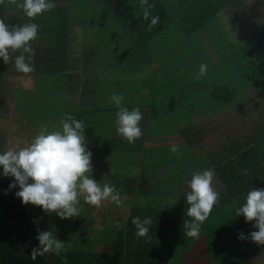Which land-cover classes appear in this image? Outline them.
<instances>
[{"label": "trees", "instance_id": "16d2710c", "mask_svg": "<svg viewBox=\"0 0 264 264\" xmlns=\"http://www.w3.org/2000/svg\"><path fill=\"white\" fill-rule=\"evenodd\" d=\"M52 2L56 5L54 9L35 17L33 20L24 16L22 12H18L15 5H10L9 10L17 15V21H20L21 25L24 23H36L39 25L38 36L31 42L32 46H37V42H39L38 45L41 48L43 46L52 48L51 54H54L53 57L59 56L57 55L58 50L62 49L64 54L66 50H73L71 46L75 41V33L79 32L81 27L100 28L102 21L107 22L109 19L115 22L114 28H118H116L117 31H114L116 41L122 42L120 44L122 45V53L117 55L116 58L125 62L123 64L124 69L126 68V62L131 63L133 75L143 73L147 75L146 78L135 79L132 81L133 83H144L145 80H152V82L168 80L175 85L180 79L174 75H181L182 72H187L184 71V68L186 70L187 68L182 66L185 62V54L187 55L186 59H191L192 56V59H195L200 64H207L210 75L207 74L204 77L196 76L194 84L189 82L192 86L193 100L188 102L185 95L182 96L183 103L181 107L186 112L177 118L176 116L172 118V124L170 125L172 130L169 132L163 131L164 133L166 132L165 134L180 133L178 128H176L178 124H182V129H192V131H182L177 138L171 140V143L173 142L172 145L178 146L180 153L179 155L174 154L170 149L169 156L171 161L181 156V154L188 155V149L191 148L190 138L197 142L198 138L215 131L213 117L220 113V110L231 106L241 93L264 78V21L253 26L245 22L244 19L238 20V30L232 28V34H229L220 22V16L226 14V11L234 13L238 8L243 7L246 10L242 0H149V3L155 5L152 9L153 15L160 17V23L153 27L151 31L147 30V24L150 21L143 19L139 0H52ZM261 3L264 7V0H261ZM6 10L9 11L8 9ZM95 14H98L99 17H96ZM234 15L233 18H236ZM83 18L90 20L92 18L93 21L89 24H83L84 22L81 23L79 21ZM231 22L233 21L230 19ZM77 23H81L80 28L72 27ZM176 27H179L182 34H184V37L179 40H175V37L172 35ZM247 27L249 29H246ZM210 29L212 30L208 32ZM162 34H168L167 39L165 41H156L155 39ZM90 35L92 36V34ZM215 39L217 43L213 44ZM189 41H191L193 47L195 41L198 47L193 52L189 51L191 46L187 48V45H183L184 49H182L177 45L180 42L188 44ZM88 42L93 43L96 40L91 38V40L83 41L85 45ZM83 43L82 45H84ZM104 47L108 46L105 45ZM83 48L84 46L81 47V50ZM151 49L153 50L151 51ZM180 52L183 54L180 55ZM35 53H37L34 56L35 58L50 57L48 52L38 53L35 51ZM64 54H62V58ZM177 54L179 55L175 57ZM197 54L200 57H196ZM176 59L178 62H176ZM58 65L51 66V69H54ZM84 65L92 71L94 77L91 78L96 83H101L104 87L94 88L92 84L96 91L91 92V94L107 93L111 95L112 89L115 87L109 88V80L101 78L96 69H91L88 61H85ZM198 70L199 67L196 68V71ZM160 77L161 79H159ZM205 78H209L210 80ZM204 79L209 81L205 82ZM178 89L180 94V88ZM199 89H203L204 91H200ZM138 94L139 90L135 89V97ZM147 95L151 101L145 107H149L150 109L147 112L148 116L147 114L145 116L148 124L142 126L144 128L143 136L130 144V146L137 145L135 152L138 153L139 158L145 156L142 152V141L145 134L150 135L152 133L148 129V126L149 123H152L154 113L157 110H165L158 108L154 102L157 99L154 86L153 89L151 88L147 92ZM165 103L167 106H170L169 110H173L174 105L171 102L165 101ZM105 105L107 104L97 102V96L95 97V107L101 108ZM123 105L128 109L137 108L135 104L129 106L123 102ZM110 107L108 105V110L113 113L119 110L115 106ZM233 107L235 108V106ZM192 118L199 120L198 127L192 125V121H194ZM158 123L162 125L163 121L159 119ZM158 133L160 134L162 131ZM184 137L187 139H184ZM247 137H249V134L244 135L243 142L241 143L244 149L240 150V152H238L235 145L229 144L223 147V152L217 156L216 160L210 156V162L208 161L209 159L205 161L207 165H212L210 167L215 172H218V176L221 178V186L224 190L218 191L220 193V202L214 206L212 213L205 221L206 223L204 222L201 225L199 238L185 236L184 223L191 221V218L186 214L188 207L186 196L175 194L173 195L175 203L171 207L169 205H159V209H142L144 207H134L132 204L130 206L129 218L123 228L117 229L109 225L105 226L92 235L95 238L92 241L89 240L91 244L88 247L64 249L58 255L49 252L33 259L31 253L39 245V241L36 239L37 236L32 227L29 226V231L31 232L30 239L26 241L21 240L18 246L10 249L13 251H10L8 254L3 252L2 264H168L161 258L163 256L158 253L160 245L163 246V250L165 251L164 256L176 255V262L173 264H187V261L183 260L186 255L195 252L196 245L201 238H203V246L200 247L199 251L213 255L215 259H219L220 264H245L246 260H240L238 254L233 251L235 247H238L239 228L236 227L235 230L234 225L222 224L219 219V210L223 209V214H226L229 219L237 217L238 223L242 220L243 216H237L235 213L236 208L230 205L228 201L234 199L235 186L244 185V187H251L256 182V179H258L249 176V174H247L248 176H244L246 175L245 173L239 175L236 168L240 167L242 163L251 167L250 164L253 159L257 160L251 169L263 171L260 175L262 178L259 184H262L264 188V160L260 159L264 158V125L258 129L254 137ZM154 143L158 144L156 141ZM199 147L198 150L206 152L203 146L200 149ZM224 153L226 154L225 162L223 161ZM161 155L165 154L162 152ZM177 160L181 165L182 162L179 161V158ZM186 163L184 162L183 164ZM176 171L175 169L173 171L169 170V173L173 174ZM135 179L136 176L133 180ZM168 180L169 177L163 179L162 184L164 182L168 184ZM137 182L141 183L140 186L144 185L142 181ZM134 184L135 181L132 183L133 189L137 188ZM141 189L147 190L146 187H141ZM135 192L137 191H134L133 194ZM136 216H139L141 219L146 217L152 218V225L145 238L138 239L135 235L136 229L131 220ZM209 221L214 222V224H209ZM50 229L53 231L57 230L54 228V225H51ZM111 230L113 231L109 232ZM80 231L78 230L76 234ZM82 240L87 241L86 238ZM102 242L107 245L102 246L100 244ZM192 242L196 245L187 250L188 244H192ZM257 245L259 250L264 249V244ZM174 249L176 253H174Z\"/></svg>", "mask_w": 264, "mask_h": 264}, {"label": "rangeland", "instance_id": "374dc122", "mask_svg": "<svg viewBox=\"0 0 264 264\" xmlns=\"http://www.w3.org/2000/svg\"><path fill=\"white\" fill-rule=\"evenodd\" d=\"M242 3L246 7V10L244 7L238 8V10H236L234 13L230 11H226V14L220 16V22L222 26L229 34H232L231 33L232 28L238 30V20L244 19L245 22L253 26L264 21V7L262 6L261 0H242ZM10 5L13 4L8 3L6 5L4 3L2 7L5 8L7 6L9 7ZM233 14H235L234 17L236 18H233ZM95 16L99 17L98 14H95ZM3 19L10 26L20 24V21H17V18L12 19L9 16H6ZM230 19L233 22L230 23ZM79 21L81 23L84 22L83 24H89L93 21V19L91 18L90 20L83 18ZM81 23H77L75 26L72 27L80 28ZM114 23L115 22L113 20L108 19L107 22L102 21V23L100 24L102 26L100 28L86 27V26L81 27L79 29V32L75 33L76 34L75 41L71 46V49L73 48V50H66L65 54L64 52H62V49L60 51L58 50L57 55L59 56L56 57H53L54 54L53 55L51 54L52 48H46L45 46L41 48V46L38 45L39 42H37L36 49L40 47V49L37 50L38 53L48 52V54L50 55L49 59H51V62H49L51 63V66H55L58 64L62 65L61 68L62 71L60 70L52 71V72H57L56 74L58 75V77H52L50 81V88L52 93L51 103L57 108L60 107V104L62 103V109H63L65 107V102L67 101L65 94L66 92L69 91L67 81L70 79L75 80L77 77L83 80L85 78L87 80L86 82L87 89H91L92 84L94 85V88L95 87L104 88L101 83H96L94 79L91 78L92 71L89 68L85 67L84 65L85 61L89 62V64L91 65L90 67L91 69L93 68L98 71V75L101 78L109 80V88L115 87L112 89V94L113 93L122 94L124 97L123 102H125L129 106L135 104L142 112L143 119L145 118L146 114L148 116L147 112L150 111L149 107L145 108L147 107L146 105L151 102L147 95V92H149L151 88L153 89L154 86L155 92L157 94V99L154 100V102L156 103V106L158 108H163L165 110H157V112L154 113L152 117V123H149L148 126V129L152 132L149 136L151 135L154 136L153 139L158 143L160 154H162L163 152L167 157L168 161H163L164 159L160 160L158 158H155L157 168L153 167V168H148V170L144 169V171L141 174V180L144 179L142 184H144L147 191H144L145 189L142 191H138L137 189V192H135V194H133L134 191L133 192L132 191L129 192L127 190L124 191L125 186L121 184V181L123 180L119 179V176L120 175L123 176V173L130 172L131 170L137 168L136 165L137 166L139 165L138 164L139 155L137 152H135V148L137 147V145L130 146V143H128L126 140L122 139L120 136L117 135L116 130L114 129L115 127L113 128V123L115 122V114L113 112L107 110L103 113H93L91 114V116L86 118L89 122L92 121L94 123V128L92 129V132L97 134V136L100 139L99 141L101 143L99 144L98 151L100 152L98 153V156L101 157L104 164H109L112 166L114 182L117 185L115 187L117 190H119L123 203L121 206L118 207L114 203L105 201L101 206L103 208H100V210H96L94 206H90L84 203L83 200H81L80 216L69 219H61L55 213L48 214L40 211V209H36L37 213H39L42 219L45 221V225L42 227V231H51L56 238L64 242V249H76V248L88 247L91 244L90 241L94 240L95 238V236H92V234H95V232H92V230L98 231L108 225L117 229L123 228L127 219L129 218L128 209L129 206L132 204L134 207L136 206L144 207L142 209H152V208L159 209L160 208L159 205L160 206L169 205L171 207V205L175 203L173 199V195L175 194H173L170 187H177L176 181L178 179L175 178L174 173L173 174L169 173V171L163 172L162 169L166 165L175 167L176 160L178 158L179 161L182 162V164L184 162L190 163V157L188 155L185 156L184 154H181V156H178V158L176 157V160L174 159L173 161L170 162L169 152L173 143V142L171 143V140L177 138L182 131L183 132L186 130L192 131V129L181 128L178 130L180 133H176V134H172V133L165 134L166 132L164 133L163 131L169 132L170 130H172L170 127V125L172 124V118H175V116L177 118L178 116H181L183 113L186 112L184 111L183 107H181L183 103L182 96L185 95L186 100L188 102L190 100H193L194 95L191 90L192 86L191 84H189V82H192L194 84L195 77L197 76L198 73V71H196V68L200 66V63L197 62L195 59H192V56L191 59L190 58L186 59L187 55L185 54V62L183 63L182 66L187 68V70L184 68V71L187 72L184 73L182 72V70H180V72H182L181 75H174L175 77H178L180 79L178 82L175 83V85L174 83H171L168 80H161L159 82H152V80L151 81L145 80L144 83H139V82L133 83L132 81H134L135 79L142 77L146 78L147 75L146 73L133 75L131 63L126 62V68L124 69L123 64H125V62H122L121 60L115 58V56L122 53V45H120L122 42L120 41L117 42L115 39L114 31H117L116 30L117 27L114 28ZM98 28L99 30L97 31ZM246 29L249 28L247 27ZM81 30L84 31L81 32ZM211 30L212 29H210L208 32H210ZM82 33L83 35H81ZM90 34H92V36ZM172 35L175 37V40L176 39L179 40L184 37V34H182L179 27H176L173 30ZM233 35L236 36L234 33ZM82 36H84V38H82ZM167 36L168 34H162L159 37H157L155 40L165 41L167 39ZM208 37L210 38L209 34ZM91 38L96 40V42L93 43L88 42L86 45L84 44L86 42L83 43V41L91 40ZM82 43L84 45H82ZM214 43L215 44L217 43L216 39L213 41V44ZM81 45L84 46L82 50H81L82 47ZM105 45H107L108 47H104ZM177 45L182 49H184L183 45L184 46L187 45V48L191 46V48L189 49L190 52L191 51L193 52L195 48H198L196 46L195 41H194V47L193 45H191V41H189L188 44H184V42H180ZM152 50L153 49H151V51ZM62 54H64L63 58H62ZM179 54L182 55L183 53L180 52ZM179 54L175 55V57H177ZM196 57H200V56L197 54ZM81 61H83L82 62L83 64L81 63ZM176 62H178L177 59ZM54 69H58V66L55 67ZM61 74H62V79H61ZM207 74L210 75V73H208V70H207ZM159 79H161V77ZM205 79H209V78H205ZM209 80H205V82H208ZM61 88H62V95L59 93V90ZM178 88H180V94L178 92L179 91ZM135 89L139 90V94L137 95V97H135L134 95ZM31 95L34 97L36 105L40 106V99L37 96V91L32 92ZM111 95H105V93L97 94V102H99L100 104H109L110 106H115L113 102L110 100ZM242 95L243 93H241L240 96L237 97V99H239L237 107L235 108L233 107L237 104V102H234L231 106H228L227 109L225 108L221 112V114L218 113L216 116L213 117L214 118L213 126H215V131H212L209 135L204 136L205 144L206 145L208 144L209 148H213L214 146H217L220 143L224 144V142L225 144L228 142L234 144V140L236 139L237 135L242 136L245 134L252 133L253 129L256 126L258 127L259 124H262L264 122V78L258 81V83L254 85V91L252 88V92L249 91L248 93H246V95H244L246 96L245 102H247V104L242 102L241 100ZM90 101H94L93 94H91ZM165 101H169L171 102L172 105H174L173 110H169L170 106H167ZM80 105L81 104L77 106L79 107ZM165 114L167 117L165 116ZM159 119L163 121L162 125L158 123ZM194 119L195 118H192V120ZM198 122L199 120H194L192 121V125L198 127L197 126ZM147 124L148 123L146 121L145 126ZM181 125L182 124H178L176 128L180 127ZM159 131H162V133L159 134L158 133ZM219 137H221L222 139L218 140ZM187 138L184 137V139ZM192 140H193L192 138L189 139V141ZM151 158H154V154H151ZM97 171L98 172L96 176L93 177V179H95L97 182H100L102 184L103 183L102 173L107 172V170L100 168ZM136 173H138V169L136 170ZM168 174H169L168 176L169 186L165 187L164 190H162L160 186L162 184L163 179L167 177ZM149 175H156L159 176L160 178L158 179L155 178L154 182L145 185L146 183L145 179L150 181ZM172 179H174L175 182L172 181ZM105 180H107V178H105ZM87 206L90 209H87ZM54 220H57V222ZM48 222H49V227L47 224ZM208 223L214 224V222L212 221H209ZM51 225H54V228L57 230L55 231L51 230L50 229ZM217 226L219 225L217 224ZM78 230L81 231L78 234H76ZM112 231L113 230L109 232ZM109 232H105V233H109ZM83 238H86L87 241H83L82 240ZM100 244L102 246L107 245L103 242ZM195 245L196 244L193 242L192 244H188L187 250H190ZM201 246H203V238H201V240L198 241L195 248V252L194 253L191 252L189 255H186L183 261H188L189 257L192 256L194 259L193 258L191 259L194 260L193 261L194 264H201V261H203V255H201L203 254V252L199 251ZM164 252L165 251L163 250V246L160 245L158 249V253L159 255L163 256L161 258L164 259V261H166L168 264H173L176 262L175 261L177 258L176 255L164 256ZM174 253H176L175 249H174ZM204 260L206 261L207 264H220L219 259H215L213 255H209V254L206 255L204 257ZM263 262L264 261H261L259 263H263ZM203 264H205L204 261Z\"/></svg>", "mask_w": 264, "mask_h": 264}, {"label": "clouds", "instance_id": "9594fccd", "mask_svg": "<svg viewBox=\"0 0 264 264\" xmlns=\"http://www.w3.org/2000/svg\"><path fill=\"white\" fill-rule=\"evenodd\" d=\"M5 0H0L4 5ZM18 12L30 20L55 8L52 0H8ZM142 17L147 24V30L160 23V17L153 15L154 4L149 0H139ZM39 32L36 23L8 25L0 19V58L5 64L14 62L18 73L29 74L34 71L32 60L35 52L31 46ZM16 55L13 61L14 53ZM208 66L201 63L198 77L207 75ZM110 100L119 109L116 113V133L128 143H134L142 137L140 122L143 114L140 109L129 110L123 106L122 94L113 93ZM59 129L51 130L41 126L35 137L22 147H9L0 152V169L3 176L14 177L9 188L19 186L16 196L25 205L40 207L45 213H55L61 219L80 216L81 200L84 203L101 207L109 201L121 206L123 201L119 190L114 185L101 184L91 177L92 153L88 150L84 134L85 125L70 114H65L60 121ZM171 151L179 155L177 145H172ZM246 173V170H244ZM215 172L213 169L194 171L188 180L189 191L185 193L188 205L186 214L191 221L184 223L185 236L199 238L201 225L208 219L214 206L219 204L220 193L214 187ZM237 216H243L246 222L255 221L257 231L251 232L250 238L257 244H264V188H252L246 194L244 203L235 209ZM131 223L135 226L136 237L145 238L152 225V218L141 219L133 217ZM36 239L39 245L33 249L31 257L35 259L45 253L59 254L64 250V242L54 236L51 231H39ZM239 239H245L243 233Z\"/></svg>", "mask_w": 264, "mask_h": 264}, {"label": "crops", "instance_id": "0c3cea01", "mask_svg": "<svg viewBox=\"0 0 264 264\" xmlns=\"http://www.w3.org/2000/svg\"><path fill=\"white\" fill-rule=\"evenodd\" d=\"M5 4H8V0H5ZM14 6V5H12ZM5 9V10H4ZM6 9H10V7L3 8L0 5V19H3L6 16L10 18H17V15L12 11H7ZM32 48L36 51V46H32ZM34 51V52H35ZM37 54V53H35ZM13 61L16 55L19 53H14ZM35 56V55H34ZM116 58V56H115ZM41 59V60H38ZM51 59L49 58H35L33 57L32 65L34 67V71L29 74L18 73L15 70L14 62H10L9 64H5L3 59L0 58V152L5 151L9 147H22L29 143L35 135L38 134L41 126H46L49 131L59 129L61 127L60 121L64 118L65 114H70L77 120H81L85 125L84 134L86 137V144L88 150L92 153L91 155V164H92V172L91 177L93 178L97 174V170L103 168L107 170V172L102 173L103 183H108L114 186H117L114 182V175L112 173V166L109 164H104L101 157L98 156L99 144L100 139L96 133L92 132L94 128V123L91 121L89 122L86 118L91 116L93 113H103L108 110V105H105L101 108L95 107V97L97 94H94V101H90L91 92H94L93 85L91 89L86 88L87 80L84 78L80 79L77 77L75 80H68L67 85L69 91L66 92V102L65 107L62 109V103L60 107H55L51 103V88H50V81L52 77H58L56 74L57 72H52L53 70H60L62 71V65H58V69H51ZM82 67V66H81ZM79 75V74H78ZM94 77V75H91ZM62 79V74H61ZM252 88L254 91V85L248 88L243 92L241 96L242 102H245L246 93L249 91L252 92ZM37 91V96L40 99V106L36 105L34 97L31 95L32 92ZM59 93L62 95V88L59 90ZM105 95H108L105 93ZM239 99L234 100L237 102L235 107L238 106ZM233 102V103H234ZM81 104L79 107L77 105ZM110 106V105H109ZM114 107V106H111ZM227 109V108H226ZM221 112L223 110H220ZM118 112V111H117ZM115 113V122L113 123V128L116 130V113ZM220 112V114H221ZM87 122V123H86ZM146 119L144 118L141 120L140 125L141 129L144 133ZM264 125L259 124L258 127L253 129L252 133H249V137H254V134L258 132V129ZM182 127H178V130ZM194 131V130H193ZM192 135H194L192 133ZM246 135V134H245ZM143 136V135H142ZM154 136H149L147 134L144 135V140L142 141V152L145 156L139 158L138 166L135 170H131L130 172L123 173V176L120 175L119 179H122L121 184L125 186L124 191H142L141 187H145L144 185L140 186L139 179L141 180V174L144 169L148 170V168H157L156 159H164L163 161H168L165 155L160 154V150L158 144H155V140L153 139ZM244 135H237L236 139L234 140L235 147H237L238 152L243 150V142ZM222 139L221 137L218 140ZM199 140V141H198ZM204 136L197 139V142L192 140L190 143L191 148L188 149V156L190 157V163L187 162L186 164H179L176 160V166H164V171H173V169L177 170L174 172L175 178L178 180L176 181L177 187H170L173 194L185 195L187 191H189L187 187V181L191 179V175L194 171H202L204 169L211 168L212 165H207L206 160L210 162V156H212L215 160L221 152H223V147L231 144L230 142L220 143L213 148H209L208 144H205ZM229 141V140H228ZM104 142V141H103ZM102 142V143H103ZM211 143V142H209ZM200 148H205L206 152L198 150ZM203 146V147H201ZM158 150V151H157ZM156 153V154H155ZM151 154H154V158H151ZM214 155V156H213ZM223 161L226 160V154L224 153ZM170 157V156H169ZM236 158V157H235ZM154 159V160H153ZM264 160V158H260ZM257 160L254 158L252 163L249 167L247 164L242 163L240 167H237V171L239 175L241 173H245L246 175L253 176L256 179V182L253 186L247 187L243 186H235L234 187V199L228 201L230 205H233L234 208L240 207L245 200L246 194L252 188L260 189L263 188L262 184H259L261 181L260 175L262 174V170H252V166ZM171 162V160H170ZM236 162V160H235ZM155 163V165H154ZM209 166V167H208ZM182 167V169H181ZM264 167V163H263ZM138 169V173L136 170ZM212 169V168H211ZM215 172V171H214ZM227 173V170H226ZM140 175V177H139ZM136 179L133 180V178ZM167 177L164 179L168 178ZM107 178V180H105ZM150 181L146 180V185L155 181V178H160L156 175H149ZM135 181L134 186L137 188H132V183ZM143 183V180H141ZM14 182V177L3 176L2 169H0V264H2L3 260V252L5 254L10 253V249H13L15 246H18L19 242L26 241L30 239L31 232L29 231V226L32 227L36 236L38 235V230L42 231V227L45 225V221L42 219L41 215L37 213L36 209H40V211L44 212L40 207L32 205V204H23L21 199L16 196V192L20 191L19 186L17 185L14 188H9V185ZM139 186V187H138ZM169 185L167 182L161 184L162 190ZM214 187L217 191H223V187L221 186V178L218 176V172H215V179H214ZM147 191V190H146ZM160 191V190H159ZM231 199V198H230ZM229 200V199H228ZM104 203V202H103ZM129 206V205H128ZM131 206V205H130ZM130 206L128 211L130 212ZM96 210H100L103 207H95ZM87 209H90L87 206ZM220 211V221L222 224H227L229 226L234 225L235 230L236 227L239 228V234L243 233L245 239H239L238 235V247H235V251L239 259H245V264H264L259 263L264 261V249L259 250L258 245L256 242L252 241L250 238V233L253 231H257L253 225L255 221L246 222L245 218L242 217V220L238 223L237 217L234 219H229L226 214H223V209ZM128 212V213H129ZM57 222V220H54ZM234 221V224H233ZM238 223V225H237ZM49 227V222L47 223ZM97 230H92V232H96ZM93 235V234H92ZM250 239H249V238ZM203 261L204 257L208 255V253H203ZM192 256L189 257L188 263L194 264V258ZM191 259V260H190ZM201 261V264H203Z\"/></svg>", "mask_w": 264, "mask_h": 264}]
</instances>
